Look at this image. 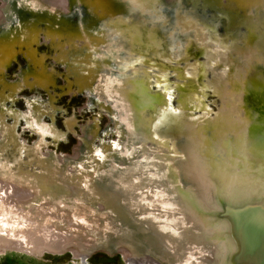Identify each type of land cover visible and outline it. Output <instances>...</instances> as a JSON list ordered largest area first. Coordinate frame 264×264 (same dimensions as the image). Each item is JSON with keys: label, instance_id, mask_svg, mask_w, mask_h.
<instances>
[{"label": "bare ground", "instance_id": "6f19581e", "mask_svg": "<svg viewBox=\"0 0 264 264\" xmlns=\"http://www.w3.org/2000/svg\"><path fill=\"white\" fill-rule=\"evenodd\" d=\"M33 1L37 2L36 4L38 5V7L40 9H45V6H48L47 1H43V0H33ZM105 1H108V0H105ZM125 1H127V7L129 9H133V8L138 9V7H145V6L148 7V4L145 6H142L141 2L136 1V0H125ZM178 1L179 0H162V1L159 0V1H156V3L158 4L157 7H159V8H161L164 3H166V4L169 3L168 4V5H170L169 9H171V6H172L171 4H175ZM255 1H258L257 9H255L256 15H255V17H253L256 19V21L255 20L251 21L252 23H250L249 25H245V27L241 26L244 29V32L242 31L240 26H234L235 24L234 25L232 24V22H234V19L232 18V15L234 13L229 15V12L232 10H234V12H240L244 7L246 8V6H244V7L240 6L239 3L241 1L239 3L237 2V0H190V1L186 0L183 2L184 4H187L186 8L190 9L188 11H190V14L192 16L191 19L194 18V20H195L194 22H196L197 24H199L202 27V30H203L202 34H204L205 38L207 40H214L215 39L218 41L219 46L207 48L210 50H207L205 47H202L201 50H199V49L197 50V48L193 49L194 42H195V39H193V34L191 33L193 28L190 29V27L187 28V26L185 27V29L183 28L184 30H186V29L187 30L181 32V30L172 26V24L168 25L167 27H164L163 24L158 23L156 21H153V23L150 26H152L154 28L153 29L154 33L152 30H151L152 33L148 32V31H144V32L139 33L138 30H137V32H135L136 28L134 26L129 27L132 29L131 31L126 30V29L120 30L121 33H125V34L121 35V37H119L118 40L123 42L122 45H126L127 41L128 42L131 41L133 43V45L135 46L133 48V50H134L133 54L135 56H128V55H126V53H122L123 51H120L121 53L119 55H122L123 58L120 59V62L117 63L116 66L119 69H123V70L126 69L127 71H129L127 73L128 75L134 76V75H138L139 72H142V70L134 69L133 71H131L132 68H129V67L136 68V67H140V65H142V64H147L148 62L150 63V65L147 66V67H149V69L146 70L147 72L143 71V73H142L143 80L141 81V84H139V85L137 84L136 85L137 87H135L136 89L134 88L135 90L132 93L124 91V94H123L124 98L123 99L126 101H129L131 99V101H132V99L140 98V100L142 101L140 103L143 104V102L146 103L147 101H149L151 99V98L149 100L147 99L148 91H151V89H152V91L159 90L162 93L161 98H159V99L156 97L155 98L157 99L156 100L157 102L159 101V104L161 103V105H155V104H152L153 102H151V103L147 102L148 105L154 106L153 107L154 110H152L153 114H155L158 117V119H157L158 121H156L155 120L156 118H155L154 120H152L155 122H153V124L151 122V125H150V129L152 128L153 130H156V132H154V133L152 131L153 135H157V132H164L165 130H169L168 137H166V141L168 142V144H167L168 146H169V143H173V145L176 144L175 143L176 138H174V136L172 135V133H174L175 131H179L181 134L183 133L181 136H178V138L179 137L184 138V139H186V142L189 141L190 149H188L189 146L184 147L183 149L185 150V152L182 153V156L181 155L179 156V158H181L182 160H185L186 157H191V158L193 157V159H192L193 161H191L187 165L181 164V165H179V167H176V165L173 162H171V159L173 157L175 158V156H173L171 158L168 155H167V157H163L162 155H154L151 158L150 157L149 158H143L144 161H147V164H151L147 167L156 169L157 168L156 163L159 161L157 163V165H158L162 158H165V159L167 158L166 160H164V162L166 163V165L170 169L173 170V174L176 177L179 176L180 181L176 178L177 179V182H176L177 188L176 189L178 191H182L181 187H183L182 184L186 183L185 181H187L188 183L192 182V183L197 185L195 188L201 187L203 189L208 190V193L203 192L205 194H197L196 195L199 198H203V199H201L203 201L206 198L210 199V200H214V197L218 196V199L216 198V201H220V204L226 202V204L228 205L233 199L232 195H230V193L225 189L226 186H228V185H230L232 190L234 188L236 193L238 191L245 190L246 194H247L246 198H248V196L250 198L251 197H257L254 200L252 199V201L242 202V204H240L241 206H238L239 208H237V206H235L236 208H232L233 209L232 214H234V216L237 217L236 218L237 220H235V223H234V226L236 228L238 226L240 230L242 228L246 229V223H249L250 226H253V225L256 226V228H257L256 231H257V236H258V244L252 249L246 248L244 251L243 250L242 251L244 252L243 254L246 257L253 258V259H257L260 257V260H262L263 261L262 263L264 264V151H263L264 150L263 149L264 143L262 144V141H264L263 140L264 138L261 137L262 141L258 139V141H260V142H258L259 145L255 149H253L250 146V145H253V142L246 139L245 137L241 140L240 139L241 137L239 136L240 132L242 133L243 131L248 130V128L252 129L253 125L255 124L254 121L247 120L248 119L247 117H249L251 119L260 120L264 123V83H262L260 81V84H257L252 80L253 84L251 82H250L251 83L250 84L246 80V76H247L245 74L246 71L243 68L244 66H242L243 62L245 65V61H248L250 64H252L254 66H255V64H257V61H258V63H260V65H262V67H263L262 69H260L261 72H259V68H258V71H256L257 68H256V70H253L252 71L253 73L250 71L251 69L250 70L248 69V72L250 71V75L253 78H256V76H257L258 79L259 78L264 79V23H260V21H262V20H260L261 19V10H264V6H263L264 0H255ZM89 2H90V0H65V1L62 0V2L57 1L58 4L56 5L57 6L56 8L59 9V13L56 12V15L59 16L61 23L59 26L56 25V28H54L49 33L50 34L49 38H47V40H45V42L47 43V45L51 49V52L49 51V52H44V53H38L37 45L39 44V42H38L37 36H39L40 34H43L46 30L45 26H43L44 25L43 22H39L36 20L28 21L29 23H28V26L26 27V31L28 32V33L27 32L26 33L28 35L25 34V31L24 32L21 31L22 34L26 35V36L24 35L25 36L24 38L20 39V38H17L15 35L8 36L9 38L5 42V47H7L9 50H12V51L18 50L19 52L21 51V53H22V51L24 52L22 54L25 56L27 67L25 68V70H23V72L29 71L32 73L33 76H34V74L37 76L44 75V77L47 79H44V80L41 79L39 81V83L43 82L44 85L46 84V86L47 85L49 86V85L55 83L57 75L59 73L57 74L56 72L49 71L48 70L49 68L47 69V65H48L47 60L48 59L46 60V58L53 55L55 58H57L56 62H57V64H59L58 65L59 67H62L61 64L63 61L70 64L71 59H73V60L76 59L78 62L76 61L77 64H75V65H77V66L69 65L70 69L65 70L66 75L68 74V75L72 76V78L70 77V79H69L70 82L68 81V83H75L77 90H79L81 92H83L85 90V92L88 94L89 90H91L89 87H91V86H89V84H87V82L89 83V82H92L94 80L93 76H95V74H97L98 71L100 70V67L102 66L101 62L103 61V62H106L109 64L112 62V56H113V54H108L106 56V60H105V58H103L101 60L98 58L97 61H95L96 64H93L94 62L90 58H93L95 60L96 57H95V55L94 56L92 55L93 57L92 56L90 57V55H91L90 52L93 51V50H91V48H90V50H91L90 51L87 49H83L84 47H80V45H76V44L73 45V43L71 44V47H70V42L73 41V40H71L72 39L71 37H74V36L75 37L76 36L81 37L82 36L83 37L82 43H84L86 45L87 43H89L92 40L97 38V37H95L94 34L99 35V36L101 35L102 37H104L106 35L107 31L109 30L110 25L104 24V19L101 21L103 15L102 16L99 15L100 12H98V10H97L98 7L96 8V4L91 5ZM151 2H153V0ZM210 2H211V4H210ZM2 4L4 6L6 3L2 2ZM51 4H54V2ZM178 5H179V3H178ZM180 5H181V7H183L181 3H180ZM3 6H2V8L6 7V6H4V7ZM99 6H101L99 8H101L103 10L104 6L103 5H99ZM124 6L122 8L126 7V6L125 7ZM151 7L152 8H149V9L153 13H155V12L158 13L160 10V9H157L156 4L154 6H151ZM12 8L16 9L17 13H20V14L27 13V12H29L31 15L37 14V13H31L29 11V9L26 8L21 3L13 5ZM116 9H117V7H116ZM129 9H128V11L124 9L122 12L127 11L130 13L131 11ZM228 9H229V12H228ZM145 11H146V8H145ZM186 11L187 10H185V13H186ZM134 12L137 13V12H139V10L134 11ZM141 12H143V11H141ZM179 12H181V11H179ZM49 13H50V11L48 12V15H49ZM103 13H104V15L106 14L105 12H103ZM129 13H127V15ZM144 13L146 14V12H144ZM53 14H55V13H53ZM108 14H110V13H108ZM108 14L105 16H108ZM139 14H140V12L138 13V15ZM241 14L243 15V13H241ZM245 14H247V13H245ZM132 15L133 14H129V17H127V19L134 17ZM134 15H136V14H134ZM237 15H238V17L241 16V17H239V19L240 18L242 19L245 17L244 15L242 16L238 13L234 14V16H237ZM9 17H10V15H9ZM53 17H55V16L52 15L51 18H53ZM96 17H97V19H96ZM227 17H228V19H227ZM229 18L231 19V21L233 20L232 22L230 21L231 23L229 22V20H230ZM56 19H57V17H56ZM111 19L114 20L113 22H115V18H111ZM165 19L167 20V18H165ZM184 19H186V18H184ZM239 19H238V21H239ZM263 19H264V17H263ZM117 20H121V18H119ZM179 20L181 21L180 18H179ZM150 21L152 22V20H150ZM174 21H176V20H174ZM174 21H172V22H174ZM180 21H178V22H180ZM178 22H177V24H178ZM236 22H237V20H236ZM184 25H186V24H184ZM143 26H145V24H143ZM146 26H148V24ZM8 28H10V27H8ZM124 30H126V32ZM87 31L88 32L90 31V32L87 33ZM14 32L17 33L16 30ZM161 33H162V36L164 38L165 37L167 38L164 40L162 37V39L164 40V43L162 46V49L164 50V55H163L164 57L162 55H160L161 49L156 51L154 48L155 46L153 48H147L146 46H142L143 44L142 45L138 44L142 40H146V42H147V39L151 40V38H153L154 36H155L156 40H158L157 37L161 36ZM224 33L229 34L227 39H224L225 38ZM151 35H153V37H151ZM6 36H5V38H6ZM187 40H188L189 44L186 42ZM244 42L247 43L248 46H252V47L258 46L259 47V48H257L258 51L255 50L256 52H258L257 57L255 56L256 54L253 55L251 52V54L253 56H255L256 59L252 58L251 57L252 55L247 56L246 54H244V46H243L245 44ZM64 43H69V47L67 46V44H64ZM92 43H94V42H92ZM184 43H185V46H183ZM145 45H147V44H145ZM150 45H151V43H150ZM98 46H100V44H98ZM188 47L191 50L190 53H188V51H187ZM1 49H3L2 46H1ZM96 49H98V47H96ZM118 49H119V47H118ZM252 50L253 49H251V51ZM246 51H248V49H246ZM168 53H170V55ZM238 53H240L239 56L237 55ZM67 54L70 56H68ZM147 54H150L149 56H151L150 58L148 57L150 61H148L146 58ZM231 54H233L237 58V60L233 63L232 62L230 63L228 60V58H229L228 55H231ZM66 55L68 56V58ZM156 58H160L162 60V65L160 68L162 70V72L158 74L159 75L158 77L155 76V74H154L155 71L159 69L156 65V62H154L156 60ZM98 63L101 64V66L98 65ZM97 65L100 67L97 68L96 67ZM113 66H115V64ZM246 66H248V64H246ZM127 68H129V69H127ZM109 70H112L111 65H110ZM199 71L203 72L202 77L200 78V80H202V81L200 82L199 85H197V87H194V88H192V85H190V84H188V86H187L186 83L184 84V82H181L180 79H182L183 77L177 75V74H180V72H183L185 74H189L190 77L192 78V77L196 76V74L199 73ZM104 72H106V71H104ZM104 72L102 71V73H104ZM1 74H2V72H1ZM99 76H100V73H99ZM102 76H104V74ZM111 77H113V76L111 75ZM114 78H116V77H114ZM24 80H26V79H24ZM6 81H8V80H6ZM246 81L248 82L247 84H250L254 88V91L258 94V96H254V95L252 97L249 96L248 99L246 101H244L243 98L246 95ZM118 84H116V86ZM24 85H25V83L23 81H19L16 84V87L22 91V90H24ZM110 89H111V87H110ZM255 89H257V90H255ZM9 90H10V88H9ZM227 90H229L231 97H232L230 102L226 101L224 99V95L227 94ZM2 92H0V93H2ZM152 93H154V92H152ZM208 94L214 95V98L216 99L217 108H215L213 112H211L210 106L207 102ZM12 95H13V93H12ZM132 95H136V96L133 97ZM8 96L9 95H7L5 97H8ZM18 97L19 96L17 95L16 98H14L12 100V102L15 103L16 99ZM155 98L152 97V99H153L152 101H154ZM7 99L9 100V98H7ZM95 101L96 100L94 98L91 100V98L89 97L88 105H94ZM26 102H27V108H28L27 114L30 113L33 116L35 114V118H36L35 120H37L39 118L42 119L46 115L49 116L51 110L45 109V112H44L43 111L44 109H42V107L37 105L36 102L29 101V100H27ZM4 103L5 102H3V104ZM8 103H10V102H8ZM110 103H112V102H110ZM135 106H137V105H135ZM140 107H141V110H143L142 106H140ZM140 107H139V109L137 108L138 111L140 110ZM143 107H145V106L143 105ZM110 108H111V106H110ZM131 110H132V108H131ZM139 112L137 113L136 116H134L135 117L134 122H136V124L134 123L135 127L134 128L132 127V129H133L132 131L128 130L129 132H131V134L135 133L136 130L139 129V125H140L139 116L142 115V114L140 115ZM113 113L116 114V112H113ZM10 115L13 116L14 114L13 115L10 114ZM147 115L149 117L148 113H147ZM6 117H7V114H6ZM50 117H52V120H55V117H53V116H50ZM142 117L143 116H141L140 118H142ZM148 117H145V118H148ZM14 119L16 121H18V118H16L15 116H14ZM29 119H28V121H31V118H29ZM33 119H34V117H33ZM150 119H151V116H150ZM108 120L114 121V118L112 116H109ZM115 121H114L113 125L110 124L109 127L104 128V130H103L104 135L99 134L98 129L96 130V132H94V134L92 135L91 138H87L89 136L85 135V136H87L86 138L88 139V140H86V144L89 146L86 149L87 151L85 152V154L83 156H81V158L79 160H76L73 157L76 162H72V163H78L79 164L78 168L75 170H77L79 173H81L83 175H86V176H84L85 179L83 178L85 185L89 184V186H90L92 183L93 184L95 183L94 186H96L97 184H100V186L102 185L104 187V183L108 182V179H104V177H103V179H101V178L98 179V177L100 175L99 173L101 172L100 168H103V165L105 162L104 161V158H105L104 156L106 155L105 154V145H111L110 146L111 149L116 150L115 148L120 147V145H121L120 141L122 143L121 139H124L126 142H130V143L131 142L136 143V141H137L136 136L139 133H137L136 135H134V134L131 135L129 133L128 138H127L126 135L124 136L123 132H122L125 130L121 129L122 126L120 127L119 125L115 124ZM143 124H145V123H143ZM36 125H38L37 122H36ZM67 125H69V124H67ZM142 126L145 127V125H142ZM88 127H90V126H88ZM146 129H148V128H146ZM43 133H45V132H43ZM143 133H145V132H143ZM53 134L57 135V133H53ZM124 134H125V132H124ZM126 134H127V132H126ZM151 134H150V136H152ZM199 134L202 138L198 137ZM58 135H60V134H58ZM95 136H98V138H99L97 142H94ZM146 136L147 135L145 134V136H143V139L144 138L147 140L150 139L151 144H153L152 146L150 144H147V146L148 147L151 146L152 148L156 147V144H154V141L151 138H147ZM263 136H264V134H263ZM160 141L161 140L159 139V142ZM242 141L245 142V145L243 144ZM156 142H158V141H156ZM163 142L162 141L160 142V144H162V147L166 146L165 144H163ZM241 142H242L243 146H241L242 145V144H240ZM12 143L13 142H9V143H7V145H5V148L9 149L10 152L12 150L11 147L14 146ZM143 143H144V141H143ZM145 143H147V142H145ZM256 144H257V142H256ZM136 145H137V143H136ZM171 146H172V144H171ZM156 148H158V147H156ZM156 148H154L155 151H156ZM175 148L178 149V146H176ZM111 149H110V151H111ZM144 149H141V151H143ZM191 149H193V150H191ZM78 150H79V148H78ZM173 150H174V148H173ZM252 150L254 152L253 154L251 153ZM145 151H147V149ZM10 152H8V153L3 152L4 156H6L5 157L6 160H10V155L12 154ZM102 152L105 155H103ZM193 152L198 155V156H196V158H194ZM152 153H156V152H152ZM162 153H160V154H162ZM90 154H93V157H98V158L92 159V161H91V155ZM96 154H99V156L98 155L96 156ZM176 154H178V153H176ZM179 154H181V153H179ZM42 156H44V155L42 154ZM50 156H54V155L49 154L45 157H50ZM157 156H159V158L156 159ZM164 156H166V155H164ZM21 157H22V159L18 162L12 161V163L11 162L8 163L6 161L8 164L5 167L0 169V182H1L0 186L3 189L5 187L4 184L2 186L1 180L7 179V177L4 179V176L7 174L6 170H8L10 172L13 171V172H11L12 174L13 173L16 174V172L22 174L25 171L30 172L32 170L33 172H35V175L34 176L32 175L33 177H31V176L29 177L27 175L26 177L24 176V179H23L20 176V174L19 175L17 174L18 176L14 175L13 178L17 177L19 180L22 178L23 181L25 179L32 178L28 181L27 180H25V181H27V182L30 181V183H32L31 185H34V186L36 185V187H37L36 189L39 188L41 193H45V191L48 190L50 187H51V190L53 188V193H54V190L57 193L58 190H56L57 188L54 189V186H57L59 184L56 183L57 185H53L52 183H54L55 181L53 182V180H52V183H51V180L48 179V176L46 174V173H48V172H46L47 170L46 171L43 170V168L45 169V167H48V166L39 164V162L35 163V162L31 161L32 159L28 160V154L25 156H21ZM106 157H108V156H106ZM207 157L209 158L208 160H207ZM71 159L72 158H69L68 161H72ZM115 159H116V161L120 162V160H122V161L124 160V157L117 156ZM158 159H160V160H158ZM59 160H60V158H59ZM22 162H29L30 167L29 168L24 167ZM48 163H49V161H48ZM56 163H57V161H56ZM57 164H59V163H57ZM84 164H86V165H84ZM117 164H118V162H117ZM119 164H121V162ZM130 165L132 167L135 164L129 163V164L125 165V167H123V170L124 169L127 170L128 169L127 166L130 169ZM161 165H162V163H161ZM136 166H137V168H136L137 170H134L135 172L132 171L135 173V175L139 172H140V174L141 173L148 174L151 170V169H143V168L141 169V167H138V165H136ZM160 168L162 169L163 167H160ZM53 169L58 171V169H56V167L54 168V166H53ZM161 169H159V171ZM185 169H187L186 172H184ZM201 169L208 171V173L211 176L214 175L213 178L215 179L214 181L216 182V187H219L218 185H221L219 187L221 189L220 191H216L215 187H213L211 184L205 185L204 174H201V173L199 174V171H201ZM70 170H71V172H73L72 170H74V168L73 169L70 168ZM193 171H195V172H193ZM10 172H8V173L10 174ZM120 172L121 171H119V170L113 171V173L110 174V176H109L112 179L111 182L113 183L112 184L113 188L116 190L117 193H114V194H111V192H109L110 194L101 193L102 191H100V190L102 189L101 188L102 186L101 187L100 186L99 187L92 186L93 188L90 187L88 189L89 186L87 185L88 187H86V188L89 190L88 195L90 194V195H92V197L96 198L98 201L104 202L103 204H104L105 209H107L109 211L110 210L115 211L118 214V216H116L117 218L115 220L117 221V223H119L118 225H121L122 227L125 225L124 227L127 229V232H125V233H130V232H132L133 234L136 233V235H135L136 237H132V239L136 240L135 242L138 241L137 246H129L130 250H125L128 253L127 256L129 258L141 259L142 257H138V256L141 253L147 252V253H151L152 256H154V257H160V258L163 257V259H161L163 261V264H183L184 263V262H182L183 259L186 261H187V259H192L194 261V264H225V262L223 260H220V261L217 260L216 261L213 259L214 256L218 257L217 254L220 253V249L222 247L220 244L221 243L220 238L222 235V233H221L222 231H219L218 233L215 231V229L217 227L216 223L223 222L224 218L221 219V221H219V219L212 220V222L210 223V226L207 228V230L206 229L203 230V226H204L206 220L202 219V216H201L202 213H200L199 208L197 209L198 203L196 201H193V200L191 201V197L188 193H185V194H187V196L189 195L190 202L188 199L186 201H184L186 204L185 206H188V207L192 208L193 210L195 208L196 209V210H194L195 216L191 215L190 213L185 214L183 209L186 207H184V206L180 207V208L178 207L176 209H168L170 207L166 206V201L169 200V198H171L172 200H175L178 197L181 198V197H183V195H182L183 193L179 192V194H176V196H175V192L166 190V186H164L163 185L164 183L161 182L160 180L156 183V185L154 184V186H151V187H150V184L149 185L147 184L149 181H145V182L139 184L140 185L139 190L141 192H139L138 194L130 195V196L125 195L124 193H122V191L120 189L117 188V184L114 181V177H117V175H119ZM68 173H70L69 170L67 171V174ZM23 174H22V176H23ZM26 174H28V173H25V175ZM32 174H34V173H32ZM53 174H54V172H53ZM67 174H65V175H67ZM73 175L69 174L68 176L69 177L72 176L70 179L77 178V176L79 177V175H77V174L74 175V176L77 175L76 177H73ZM7 176L9 177L11 175H7ZM59 177H63V176L61 175ZM131 177H133V176H131ZM13 178H11V179L14 180ZM125 178L128 179L127 177H125ZM18 179L16 181H18ZM244 179L251 181L252 184H253V182L259 183V187L257 186L256 188L251 189L252 188L251 184L249 186H245V187H241L240 185H238V182H240L238 180H244ZM60 180H64V179L62 178ZM74 180H75L74 183L75 184L78 183L79 186L81 185V183H83L79 179L78 180L74 179ZM19 182L21 183L22 181L20 180ZM24 182H22L23 185L25 183H27V182H25V183ZM64 182H65V180H64ZM16 183L17 182L14 181V183H12L13 185L8 184V185H10V186H8V188L5 187L4 190L3 189L1 190L2 192H5V195H2V196L0 195V210L3 209V211H4V208L8 207V204L12 205L14 203L12 201L13 199H15V200L19 199L21 201V199H24V198L30 199L32 196L34 197L33 193L35 191H33V190L35 188H33L31 186L33 189L30 187V191L27 190L28 192H26V191L22 190L21 188H18L17 186L15 187L14 184H16ZM84 183L82 184V186L84 185ZM64 184L66 185V183H64ZM157 184H161L163 186L160 187ZM27 185H28V183L26 184V186ZM26 186L24 185L23 187L25 188ZM64 187H66V186H64ZM60 188L62 190L61 186H60ZM70 188H71V186H70ZM72 188L74 189L73 186H72ZM1 191H0V193H1ZM40 191L38 193H40ZM69 191H70V189H69ZM87 191H86V193H87ZM104 192H108V191H105V189H104ZM38 193L37 194L35 193V194L38 196L41 195ZM76 193H79V192L76 191ZM49 194H51V192ZM66 194H68L69 198L72 197V195H74V193L72 195L69 194L68 191ZM79 194H81L80 197L83 196L82 195L83 192H81ZM142 194L146 195L148 200H150V201H147L146 205H143V204L138 205L139 202H141L143 200L142 199L143 197H140V195H142ZM75 195H77V194H75ZM233 195H235V194H233ZM47 196H49V195L47 194ZM120 196L122 197V200L120 199ZM40 197H42V196H40ZM153 197H155L156 200L152 199ZM45 198H47V197H45ZM54 198H55V196H54ZM180 198L178 200H180ZM186 198H188V197H186ZM35 199H34V201H37ZM88 199L86 198L85 200H87L86 202L90 203V201L92 199L91 200L89 199L90 201ZM123 199L128 200V202L124 203ZM6 200L8 201V204L5 202ZM9 200L12 202H9ZM19 200H18L17 204L19 203ZM30 200L32 201V199H30ZM30 200H26V201L30 202ZM181 200H182V198H181ZM22 201L25 202L24 200H22ZM130 201H132V202H130ZM92 203H90V205ZM128 203L130 205H132V203H133V205L130 206ZM11 205H9V206H11ZM13 205H16V204L14 203ZM19 205H21V204L19 203ZM27 205H29V204H27ZM216 205L218 206L219 203L216 202ZM81 206H83V205H81ZM97 206L100 207V206H102V204L100 206L99 205H97ZM13 207H14V209H17V207H19V206H16V208H15V206H12L10 208L13 209ZM24 207H26V206H24ZM144 207H146V208L147 207L158 208L159 213L158 212L153 213V215H151V218H148V217H146L147 215H145L146 213H143ZM188 207H187V210L188 209L190 210V208H188ZM104 208H101V209H104ZM22 209H23V211H25L24 208H22ZM92 209H94V206L92 207ZM229 209L230 208H227L226 211H229ZM19 210H21V209L18 208V211ZM18 211H17V213H18ZM21 211H19V212H21ZM163 212H168L170 214L164 215ZM31 213H33V212H31ZM96 213H98V212H96ZM100 214H102V213H100ZM100 214H98V215H100ZM135 214H137L136 219H134V217L136 216ZM1 215L5 216L4 218H7V221L10 222V223L6 222V223H8V224L12 223V224L10 227L9 226L4 227L3 225H5V224L1 225L2 221L0 219V250H2V248L4 246H6L7 244H9L11 241H16V243H18L19 239L15 240L18 237H21L22 239H20V240H23V241H21L22 243H18L19 245L17 244V246H25L26 245L25 247H30L29 249H31L32 251H38V250H41V249L46 248V247L50 248V249H63L65 247H68L70 244H73L74 242L83 244L85 242L84 241L85 237H87V233H86L85 229L83 227H81V228L78 227L77 230H74V232L71 233V236L68 239H66V238H65L66 240L61 239V238H63V237H60L62 234L59 235V233L58 234L57 233H54V234L51 233V231H52L51 229L53 226L48 228L39 222V215H40L39 212H36V214L34 213L30 218H28L26 220L24 218H21L19 216L20 214H18V215L16 214L15 216L7 215V213L1 214ZM1 215H0V217L2 218ZM189 215H191L197 219L200 218L199 221H197V219H195L197 221V223L194 220V223H195L194 227L196 229L199 228L200 229L199 231L196 229L190 228V226H188L190 229L187 228L184 221H181L184 218L187 219V217ZM108 216H111V213ZM114 216L115 215H113V217ZM175 216L178 217L177 220H175L176 219ZM113 217H112V219H113ZM209 217L210 216H207L206 218H209ZM225 218H227V214H225ZM13 219H15V220H13ZM106 219L107 218H105V220ZM108 219H110V218H108ZM132 219L135 220V223L132 222L133 224L130 221ZM109 221H111V219ZM172 221H174V223H172ZM18 222L22 223L23 226L20 225ZM4 223H5V221H4ZM16 223H18L19 226H16L15 225ZM25 223H26V225H25ZM113 223L109 222V224H113ZM162 224L164 226H166V228L161 229L162 226H160V225H162ZM189 224H191V223H189ZM138 226L139 227L140 226L147 227V229H149V230H145V232L140 233V236H139V229L136 230V228H138ZM107 228H109V227H107ZM113 228L116 229V227L114 225H113ZM114 229H113V231H114ZM182 229H184V230H182ZM225 229L227 231L232 230V229H230V227L229 228L226 227ZM201 230H203V231H201ZM212 231H215L214 235H212L213 234V233H211ZM7 233H10V234L8 236L2 235V234H7ZM137 233H138V235H137ZM55 234H57L58 236ZM64 234L62 236H65ZM212 236H215V237H212ZM66 237H68V236H66ZM104 237H109V235L104 234ZM110 237H113V236H110ZM210 238H213V239H210ZM173 239H177V241H178V243L176 245V252L178 253L177 256L173 254V250L171 249V246L169 245V242L171 243V240H173ZM202 243L204 244V246L200 247V244H202ZM208 243H209V246H205ZM10 245L13 246V244H10ZM179 248H181L182 251L181 250L179 251L178 250ZM110 252L112 254H115V252H112V251H110ZM189 252H191V255L188 254ZM257 255H259V257ZM124 256H126V255H124ZM199 257H200V259H198ZM244 263L245 262L241 263L239 261V264H244Z\"/></svg>", "mask_w": 264, "mask_h": 264}, {"label": "rangeland", "instance_id": "374dc122", "mask_svg": "<svg viewBox=\"0 0 264 264\" xmlns=\"http://www.w3.org/2000/svg\"><path fill=\"white\" fill-rule=\"evenodd\" d=\"M43 1H47V4H48V6H45V9H40L38 7V5L36 4L37 2H35L33 0H0V16H1L0 17V39H1L0 40V52H1L0 53V56H1L0 57V75H1L0 76V92L3 91L2 93H0V102H1L0 103V157H1L0 158V169L5 167L10 162L12 163V161H14V162L20 161L22 159L21 156H25L28 154V160L32 159L31 161H33L35 163L39 162V164L46 165L49 167V168L45 167V169L43 168V170H45V171L47 170L46 172H48V173H46L45 171L44 172L47 174L48 179L51 180V183H52V180H53V182L55 181L54 182L55 184L52 183L53 185L59 184L57 186H54V189L57 188L56 190H58L57 191L58 194L56 193L55 190L53 193V188L51 190V187L48 190H46L45 193H41L39 188L36 189L37 188L36 185L35 186L31 185L32 183H30V181L27 182L28 180H30L32 178L25 179L27 181L24 180L29 185V186L28 185L26 186L27 183H25L23 181L24 176L26 177L28 175L29 177L30 176L33 177L35 175V172H33L32 170H31L32 172L31 171L30 172L29 171L23 172L24 173V174L22 173L23 176L21 173L16 172V174H14V173L12 174L11 172H13V171L10 172V171L6 170L7 174L4 176V179L6 177H7V179H5L6 181L1 180L2 186L4 184L5 187L8 188V186L13 185L12 183H14V181H15L17 183L14 184V186L15 187L17 186L18 188H21L22 190H24L26 192L30 191V187L32 186L33 188L36 189V190L35 189L33 190L35 192L33 193L34 197L33 196L32 197L34 199L36 198L35 200H37V201H34V199L32 197L30 198V199H32V201L29 198L21 199V201L19 199H16L17 201L15 199H13V200L11 199L16 204V205H13L14 204L13 203L11 205V204H8V201L6 200L5 202L8 204V207L4 208V211H3V209L0 210V215L7 213V215L15 216L16 214L17 215L20 214L19 216L26 220V219L30 218L34 213L36 214V212H39L40 213L39 222L48 228L53 226L51 229L52 230L51 233H53V234L59 233V235L60 234L63 235L65 233L64 234L65 236H62V235L60 236V237H63L61 239H65V238L68 239L71 236V233H73L74 230H77L78 227H80V228L83 227L85 229V231L87 233V237H85V240H84L85 242L83 244L74 242L73 244H70L68 247H65L63 249H50V248L46 247V248H43V249L38 250V251H32L31 249H29L30 247H25L26 246L25 244H24L25 246H17L18 243H22L21 241H23V240H20V239H22L21 237H18L17 239H15V240L19 239L18 240L19 242L17 241L18 243H16V241H11L9 244H7L6 246L3 247L4 249L2 248V250H0V264H136V263L138 264L139 263L138 261L135 262L133 260H130L131 258H129L127 256L128 253L125 251V250H130L129 246H137L138 241L135 242L136 240H133L131 237H129V236L127 237L126 235H124L125 232H127V229L124 227L125 225L123 226L124 228L121 225H118L119 223H117V221L115 220L117 218L116 216H118V214L115 211H111V210L109 211V210L105 209L103 201L100 202L96 198L92 197V195H90V194L88 195V193H89L88 189L90 187L93 188L92 186H94L95 183L94 184L92 183L93 185L90 183L91 184L90 186H89V184L85 185L83 178L85 179L84 176H86V175H83V174L79 173L77 170H75L78 168L79 164L78 163H72V162H76L75 159L79 160L81 158V156H83L85 154V152L87 151L86 149L89 147L86 144V140H88L87 138H91L97 129L99 131V134L104 135V132H103L104 128L109 127L110 124L113 125L114 121L116 120L115 124L119 125L120 127L122 126L121 129L125 130V126L126 127L128 126V125H126V122H128V119H127L128 118L127 115H129L128 112L133 107H136V109L137 108L139 109V107L142 106L143 110H141V107L139 110L140 115L142 114L141 116H143L142 118H140L141 116H139V119H140L139 123L141 126L139 125V129L136 130L135 133L131 134V132L126 131L127 134L125 133V135L128 138L129 133L131 135H133V134L136 135L137 133H139L136 136L137 137V139H136L137 145L135 142L130 143V142H126L124 139H121L122 143L124 142V147H125L124 152L125 153L124 152L117 153V152H121L123 150V145L121 144V141H120V144L122 145V150H120V147H117V148H115L116 150H114V149H111V147H110L111 145H105L106 143L104 144L106 155L103 152L102 153H103V155H105L104 156L105 158L103 157L104 161L106 162V163L104 162V165H103V168L105 169V171L102 170L103 168H100L101 172L99 173L100 175H99L98 179L99 178L103 179V177H104V179H108V182L104 183V187L102 185H101L102 186L101 187L100 184H97L96 186H94V187L100 186L102 188V189L100 188L101 189L100 191H102L101 193H108V194H110L109 192H111V194L117 193L116 190L113 188V185H112L113 183L111 182L112 179L109 176H110V174L113 173V171H116V170L123 171V167H125V165H127L129 163L138 165V167H141V169L143 168V169H151L152 170L153 168L147 167L151 164H147L146 161H143V162L141 161L143 158H149V157L151 158L154 155H162L163 157H167V155H168L171 158L173 156H175V158L173 157L171 159V162H173L176 165V167H179V165H181V164L187 165L188 163L193 161L192 160L193 157L192 158L186 157L185 160H182L181 158H179V156L180 155L182 156V153L185 152V150L183 149L184 147L189 146L188 149H190L189 141L186 142V139L177 137L176 140L178 139V141H177V144H174L175 146L173 145V143H169V146L172 148L171 149L167 145L168 142L166 141V137L165 138H158V137H156L158 135H153V133L156 132V130H153L152 128L150 129V125H151V122H152V124H153V122H155V121H152L155 118H156L155 120L158 121L157 120L158 117L155 114H153L152 110H154V108H153L154 106L148 105L147 102H149V101H147L146 103L143 102V104H141L140 102H142V101L140 100V98L132 99V101H131V99L129 101H126L124 99L122 100L121 103H125V105H122L121 103L119 104V105H122L124 107V109L121 111V115L119 114L120 115L119 117L121 118L122 121L121 122L118 121L119 117H116L117 115L115 113H113V112H116V110L112 106L113 102L110 103L111 99L109 100L107 97H105L100 92V90H94V89L92 90L91 89L92 87H89L91 90H89V92L87 94L85 92V90L83 92L77 90L75 83H68L70 77L72 78V76L68 75V74L66 75L65 70L70 69L69 65L77 66V65H75L78 62L76 59H74V60L71 59L70 64L63 61L61 64V66L64 68L63 69L62 67L58 66L59 64H57V62H56L57 58H55L53 55L46 58V60L48 59L47 60V63H48L47 69L49 68L48 69L49 71L56 72L57 74L59 73L57 75L55 83L51 84L49 86L48 85L46 86V84L44 85L43 82L39 83V81L41 79H43V80L47 79L44 77V75L37 76L34 74V76H33L32 73L29 71L23 72V70H25V68L27 67L25 56L22 54L24 52L22 51V53H21V51L19 52L18 50H14V51L9 50L7 47H5V42L9 38L8 36H10V35H15L17 38H20V39L24 38L26 36L25 34L28 33L26 31V27L28 26V23H29L28 21L36 20L39 22H43V24H44L43 26H45V28H46V30L43 34H40L39 36H37L38 37L37 39L39 42V44L37 45L38 53H44V52H49V51L51 52V49L49 48V46L47 45L45 40H47V38H49V36H50L49 33L54 28H56V25L59 26L61 23L59 16L56 15V12L59 13V9L56 8L57 7L56 5L58 4L57 1L62 2V0H50L51 2L49 0H43ZM136 1L141 2L142 6H145L148 4V7L147 6L138 7V9L133 8L134 9L133 10V9H129L127 7V1H125V0H108V1L90 0L89 3L91 5L96 4V8L98 7L97 10H98V12H100L99 15H101V16L103 15L101 21L104 19V24L110 25L109 30L107 31V33L104 37H102L101 35L99 36V35L94 34L95 37H97V38L92 40L91 42L87 43L86 45L84 43H82L83 42L82 36L81 37L80 36H76V37L74 36V37H71L72 39L70 38L71 40L74 41V42L73 41L70 42V47H71V44L73 43V45L76 44V45H80V47H84L83 49L90 50V48H91V50H93V51L95 50L94 52L90 50L91 51L90 57L92 55L93 56L95 55V57H96V58L94 57L95 60L93 58L89 57L94 62L93 64H96L95 61H97L98 58L100 60L105 58V60H106V56L108 54H113V56H112V62L113 63L111 62L112 64L111 63L108 64L106 62L100 61L102 63V66H101V64L98 63V65H100L102 68L98 65L96 66L97 68L100 67V70L98 71L97 74H95V76H93L94 80L91 83L94 86H96L95 84H97L99 77H100L99 79L102 78V80L108 79V86L111 87L110 91L108 90V92H110L112 95L115 94L114 96H116V94L120 93V92L122 93V94L120 93V95L123 96L124 91H127L129 93L134 92V90L136 89L135 87H137L136 85L141 84V81L143 80V75H142L143 71L147 72L146 70L149 69V67H147V66L150 65V63L148 62L147 64L140 65V67H136V68L129 67V68H132L131 71H133L134 69L142 70V72H139L138 75H134V76L128 75L127 73L129 71H127L126 69H124V70L119 69L116 66V64L120 62V59L123 58L122 55H119L121 53L120 51H123L122 53H126V55H128V56H135L133 54V52H134L133 48L135 46L133 45V43L131 41L130 42L127 41L126 45H122L123 42L118 40L119 37H121V35L125 34V33H121L120 30L126 29V30L131 31L132 29L129 27L134 26L136 28L135 32H137V30L139 31V33L144 32V31L151 32V30H152L154 33V30H153L154 28L152 26H150L153 23V21H156L158 23L163 24L164 27H167L168 25L172 24V26L181 30V32L186 31L187 29L186 30H184V29L187 26V28H189V27H190V29L193 28L192 32H191L193 34V39H195L193 49L197 48V50L198 49L201 50L202 47H205L207 49V48L219 46L218 45L219 43L217 40H215V39L214 40H207L205 38L204 34H202L203 33L202 27L199 24H197L196 22H194L195 21L194 18H192L193 20L191 19L192 16L190 14V11H188L190 9L186 8L187 4L183 3L186 0H181V1L179 0L175 4H171L172 10L169 9V7H170V5H168L169 3L168 4L164 3L163 4L164 6L163 5H162V7L160 6L161 8L157 7L158 4L156 3V1H159V0H155V1L153 0V2H151L152 0H136ZM2 2L6 3L4 5L6 7L3 6ZM53 2H54V4H51ZM237 2L238 3L240 2L239 3L240 6H243V7L246 6V8L244 7L243 8L244 10L242 9L240 12H234V10L229 12V9H230L229 8L228 9L229 15L232 13H234V14L238 13V14L242 15L241 13H243V15L245 17L242 19L241 18L239 19V17H241V16L238 17V15L234 16V14H233L232 18L234 19L235 23L232 22L233 20L231 21L230 18H229L230 19L229 22L231 21L233 25L235 24L234 26H240V28L244 32V29L242 28L243 26L245 27V25H249L250 23H252L251 21H253V20L256 21V19L253 17H255V15H256L255 9H257L258 1H255V0L254 1L253 0H251V1L250 0H237ZM18 3L23 4L26 8L29 9V11L31 13H37V14L31 15L29 12L23 13V14L17 13L16 9L12 8V6L16 5ZM178 3H179V5H178ZM180 3L182 4L183 7H181ZM155 4H156L157 9H160L158 13H156V12L153 13L149 9V8H152L151 6H154ZM210 4H211V2H210ZM1 5L4 8H2ZM99 5L104 6L103 10L101 8H99V7H101ZM124 5L131 11L130 13L127 12L128 9ZM123 6L125 8H122ZM263 6H264V4H263ZM116 7H117V9H116ZM145 8H146V11H145ZM124 9L127 11L122 12ZM137 10H139L141 15L140 14L138 15L139 12H137V13L134 12ZM185 10H187L186 13H185ZM49 11H50V13L48 15ZM141 11H143V12H141ZM179 11H181V12H179ZM103 12L106 13L105 15H107L108 13H110V14H108V16H105ZM144 12H146V14ZM53 13H55V14H53ZM127 13L133 14L132 16H134V17L131 16L132 18L127 19V17H129V14L127 15ZM245 13H247V14H245ZM134 14H136V15H134ZM9 15H10V17H9ZM52 15L55 17L51 18ZM155 16L156 17L158 16V17L156 18ZM56 17H57V19H56ZM97 17H96V19H97ZM178 17L181 19V21L179 20ZM183 17L186 19H184ZM263 17H264V10H261V19L260 20H262V21H260V23H264ZM111 18H115V22H113L114 20H112ZM119 18H121V20H117ZM165 18H167V20ZM227 19H228V17H227ZM238 19H239V21H238ZM150 20H152V22ZM174 20H176V21H174ZM236 20H237V22H236ZM172 21H174V22H172ZM178 21H180V22H178ZM177 22H178V24H177ZM143 24H145V26H143ZM147 24H148V26H146ZM184 24H186V25H184ZM191 25L192 26L194 25V26L192 27ZM8 27H10V28H8ZM15 30L17 33L14 32ZM126 30H124V31L126 32ZM21 31L22 32L25 31V34H22ZM197 31H198V33H197ZM89 32L87 31V33H89ZM196 35H197V37H196ZM5 36H6V38H5ZM228 36H229L228 33H224V37H225L224 39H227ZM151 37H153V35H151ZM162 37L163 36L161 33V36L157 37L158 40H156V38L154 36L153 38H151V40L147 39V42H146V40H142L143 42L141 41L138 44L139 45L143 44L142 46H146L147 48H153L155 46L154 48L156 51L161 49L160 55L163 56L164 50L162 49V46H163L164 40L167 38L163 37V39H164L163 40ZM92 42H94V43H92ZM186 42L189 44L188 40ZM150 43H151V45H150ZM64 44H67V46L69 47V43H64ZM98 44H100V46H98ZM145 44H147V45H145ZM1 46L3 47V49H1ZM183 46H185V43ZM243 46H244V54H246L247 56L248 55L250 56L252 54L253 55L256 54L255 56L257 57L258 52H256V51H258L257 50V48H259L258 46L257 47L248 46L247 43H245ZM96 47H98V49H96ZM118 47H119V49H118ZM246 49H248V51H246ZM251 49H253V50L251 51ZM207 50H210V49H207ZM251 52H252V54H251ZM168 54L170 55V53H168ZM149 55L150 54L146 55L147 56L146 58L148 61H150L149 58L151 57ZM237 55L239 56L240 53H238ZM253 55L251 57L256 59V57ZM68 56H70V55H68ZM68 56H67V58H68ZM228 57H229L228 60L230 63L231 62L233 63L237 60V58L233 54L228 55ZM156 60L154 62H156V65L159 69L156 70L154 74H155V76L158 77L159 76L158 74L162 72V70L160 69L161 65H162V60L160 58H156ZM114 64H115V66H113ZM246 64H248V66H246ZM110 65H111L112 70L114 69L113 71L109 70ZM251 65L252 64H250L248 61H245V65H244V62L242 63V66H244L243 68L245 69V71L248 69L249 70L253 69L255 67V70L257 68V71H258V68H259V72H261L260 69L263 68L262 65H260V63H258V61H257V64H255V66L254 65L251 66ZM129 68H127V69H129ZM102 71L103 72L106 71V72L102 73ZM250 71L252 72L253 70H250ZM1 72H2V74H1ZM99 73H100V76H99ZM103 74H104V76H102ZM202 74H203V72L199 71V73H197L196 76H194L192 78L190 77L189 74H185L183 72H180V74H177V75L183 77L182 79H180L181 82H184V84L186 83L187 86H188V84H190V85H192V88H194V87H197V85H199L200 82L202 81V80H200V78L202 77ZM111 75L113 77H111ZM114 77H116V78H114ZM24 79H26V80H24ZM6 80H8V81H6ZM19 81H23L25 83L24 90H22V91L16 87V84ZM116 84H118V85L116 86ZM111 85H114V86L112 87ZM8 87L10 88V90ZM112 88L114 90L115 89L116 90L114 91ZM152 92H154V93H152ZM228 92H229V90H227V94L224 95V99L226 101L230 102L232 97H231L230 92L229 93ZM12 93L15 97L12 95ZM161 94L162 93L159 90L152 91V89H151V91H148L147 99L148 100L150 98L152 99V97L153 98L156 97L159 99V98H161ZM4 95L5 96L9 95V96L5 97ZM17 95L19 97L16 99V102H15L16 104H15L12 102V100L14 98H16ZM132 96L134 97L136 95H132ZM89 97L91 98V100L93 98L96 100L94 105H88ZM7 98H9V100ZM27 100L36 102L37 105H39L40 107H42V109H44L43 110L44 112H45V109L51 110L49 116L46 115L42 119L39 118V119L35 120L36 119L35 114H34V116L31 115L29 112H28L29 114H27V111H28L27 102H26ZM3 102H5V103L3 104ZM8 102H10V103H8ZM207 102L210 106L211 112H213L214 109L217 108V103H216V99L214 98V95L208 94ZM152 104L161 105V103L159 104V101L157 102L156 100H154ZM135 105H137V106H135ZM143 105L145 107H143ZM110 106H111V108H110ZM147 113L149 114V117H148ZM6 114H7V117H6ZM10 114H12V115L14 114V115L11 116ZM14 116L16 118H18V121H16L14 119ZM50 116L55 117V120H52V117H50ZM109 116H112L114 118V121L108 120ZM125 116H127V117H125ZM150 116H151V119H150ZM33 117H34V119H33ZM145 117H148V118H145ZM29 118H31V121H28ZM247 118H246L247 120L254 121L255 124L253 125L252 129L248 128V130L243 131L242 133L240 132L239 136L241 137L240 138L241 140L245 137L246 139L253 142L254 146L253 145H250V146H251V148L255 149L259 145L258 142H260V141H258V139L262 141V138H264V136H263V134H264V123L260 120L251 119L249 117H247ZM36 122L38 125H36ZM65 122L69 125H67ZM143 123H145V124H143ZM142 125H145V127H143ZM88 126H90V127H88ZM146 128H148V129H146ZM152 131H153V133H152ZM43 132H45V133H43ZM122 132H124V131H122ZM143 132H145V133H143ZM53 133H57V135L53 134ZM58 134H60V135H58ZM145 134L147 135L146 136L147 138H151L154 141V144H156V147H158L159 149L156 147H153V148L151 147L153 144H151L150 139H148L149 141L145 138L143 139V136H145ZM150 134L152 136H150ZM85 135H87L89 137H87ZM198 137H201L200 134L198 135ZM98 139H99L98 136H95L94 142H97ZM159 139L162 142L165 140L163 142V144H165L166 146L162 147V144H160L161 141L159 142ZM143 141H144V143H143ZM156 141H158L159 143ZM9 142H13L12 144L14 145L13 147H11L12 148L11 152L9 149L5 148V145H7V143H9ZM145 142H147V143H145ZM242 142L245 145V142L244 141H242ZM242 142L240 144H242ZM256 142H257V144H256ZM263 143H264V141H262V144ZM147 144H150L151 146L148 147ZM171 144H172V146H171ZM243 144L241 146H243ZM177 145H178V149L175 148ZM78 148H79V150H78ZM154 148H156V151L154 150ZM173 148H174V150H173ZM110 149H111V151H110ZM141 149H144L143 150L144 152L141 151ZM146 149H147V151H145ZM191 150H193V149H191ZM3 152L4 153H8V152L12 153L10 155L11 161L6 160V158H5L6 156H4ZM152 152H156V153H152ZM41 153L44 156H42ZM160 153H162V154H160ZM176 153H178V154H176ZM179 153H181V154H179ZM49 154H52L54 156L45 157ZM90 155H91V161H92V159L98 158V157H93V154H90ZM97 155L99 156V154H96V156ZM164 155H166V156H164ZM106 156H108V157H106ZM117 156L124 157L123 161L120 160L121 164H119L120 163L119 161H116L115 158ZM196 156H198V155L196 153H194V158H196ZM59 158H60V160H59ZM69 158H72L71 159L72 161H68ZM157 158H159V156H157L156 159ZM160 159H158V160H160ZM162 159L166 160L167 158L166 159L162 158ZM208 159L209 158L207 157V160ZM48 161L50 164L48 163ZM56 161L59 164H57ZM117 162H118V164H117ZM157 163H156V167H157L156 171H159V169H161V168L159 167V164L157 165ZM22 164L26 168L30 167L29 162H22ZM84 165H86V164H84ZM53 166H54V168L56 167V169H58V171L53 169ZM70 168L71 169L74 168V170H72L73 172H71ZM67 169L70 172L68 174H67V171H68ZM8 172H10V174ZM53 172H54V174H53ZM25 173H28V174L25 175ZM32 173H34V174H32ZM17 174L18 175L20 174V176L23 178V179L21 178L20 180L25 183L24 184L26 186L25 188L23 187L24 186L23 183L22 182L20 183L19 182L20 180L16 177V176H18ZM65 174H67V175H65ZM69 174L70 175L77 174V175H79V177L76 175L77 178L70 179L72 176L69 177L68 176ZM7 175H11L12 177L11 176L8 177ZM14 175H16L15 177L18 179V181H16L17 180L16 178H13ZM61 175L63 177H59ZM74 175H73V177H76ZM11 178H13L14 180H12ZM62 178L65 180V182H64V180H60ZM74 179H77V180L79 179L81 182L84 183L85 186L84 185L82 186L83 183H81V182H80L81 183L80 186L78 185L77 182H76L77 184H75ZM238 181H240V182H238V185H240L241 187L249 186L250 184L252 185L251 189H254L257 186L259 187V183H257V182H253V184H252L251 181L246 180V179L238 180ZM185 182H187V181H185ZM64 183H66V185ZM8 184H10V185H8ZM188 184H189L188 187L190 189L188 191L186 190V192L190 195L192 200H193V198L197 200L198 197L196 195L201 194V192L208 193L207 189H203L201 187L195 188L197 185L192 183V182H189ZM63 185L66 187H64ZM60 186L62 187V190H61ZM70 186H71V188H70ZM72 186L74 187V189L72 188ZM218 186L220 187L221 185H218ZM5 187H4V189H5ZM86 187H88V189ZM0 188H1L0 189V191H1L3 188L1 186H0ZM69 189H70V191H69ZM104 189H105V191H108V192H104ZM225 189L230 193V195L236 194V191L234 190V188L232 190L230 185L226 186ZM39 191H40V193H38ZM67 191L71 195L73 193H74V195L75 194H77V195H75V196L72 195V197L69 198L68 194H66ZM76 191L79 193L83 192V194H82L83 196L80 197L81 194L76 193ZM86 191H87V193H86ZM50 192H51V194H49ZM35 193L36 194L38 193L41 195L38 196ZM46 193L49 196H47ZM0 195L1 196L5 195V192L1 191ZM53 195L55 196V198ZM40 196H42V197H40ZM45 197H47V198H45ZM86 198L87 199L89 198L90 200L92 199L91 201L88 199L90 201V203L93 202L91 204L92 206L90 205L89 202H86L87 201V200H85ZM120 199L122 200L121 196H120ZM18 200L22 206L19 205V203L17 204ZM22 200H24L26 203L23 202ZM26 200H30V202L26 201ZM12 201L9 200V202H12ZM193 201H195V200H193ZM123 202L127 203L128 200L123 199ZM130 202H132V201H130ZM27 204H29V205H27ZM101 204H102V206H100ZM9 205H11V206H9ZM81 205H83V206H81ZM97 205H99L100 207H98ZM132 205H133V203H132ZM132 205H130V206H132ZM12 206H15V208H16V206H19V207H17V209H14V207H13V209H12V208H10ZM24 206H26V207H24ZM93 206H94V209H92ZM18 208L21 209L22 211L19 210V211H21V212H19ZM22 208H24L25 211H23ZM101 208H104L105 210L101 209ZM143 209H144L143 213H146L145 215H147L146 217H148V218H151V215H153V213H156V212L159 213V209L155 208V207H147V208L144 207ZM17 211H18V213H17ZM31 212H33V213H31ZM96 212H98V213H96ZM100 213H102V214H100ZM110 213H111V216H108V215H110ZM163 213H164V215L170 214L168 212H163ZM98 214H100V215H98ZM113 215H115V216L113 217ZM135 215L136 216L134 217V219L137 218V214H135ZM1 216H2V218L0 217V219L2 221L1 225L5 224V225H3L4 227H8V226L10 227L12 223L8 224L10 222L7 221V218H4L5 216H3V215H1ZM112 217H113V219H112ZM105 218H107L106 219L107 221L105 220ZM108 218H110L111 221H109L110 219H108ZM134 219L130 220L131 223L132 222L135 223ZM13 220H15V219H13ZM4 221H5V223H4ZM219 221H221V219H219ZM6 222H8V223H6ZM109 222L110 223L114 222V223L109 224ZM18 223H16L15 225L19 226V224H20L23 226L22 223H19V224ZM107 224H108V226H106ZM25 225H26V223H25ZM113 225L116 227V229L113 228ZM186 226H188V224ZM107 227H109V228H107ZM140 227L138 226V228H136V230L139 229V236H140V233L145 232V230H149V229H147V227H144V226H140ZM104 228H105V230H104ZM113 229L115 232H113ZM106 231H108V232H106ZM211 233H213L212 235H214L215 231H212ZM9 234L10 233L2 234V235L8 236ZM57 234H55V235H57ZM104 234H108L109 237H104ZM126 234L127 235L128 234L133 235V237H136L135 236L136 233L133 234L132 232H130V233H126ZM137 235H138V233H137ZM66 236H68V237H66ZM110 236H113V237H110ZM212 237H215V236H212ZM210 239H213V238H210ZM177 243H178L177 239L171 240V243L169 242V245L172 247V249L175 252H176ZM10 244H13V246H11ZM202 246H204L203 243L200 244V247H202ZM205 246H209V243L206 244ZM178 250L182 251L181 248H179ZM110 251L115 252V254H112ZM240 252H241V250H240ZM149 254L152 256L151 253H149ZM188 254L191 255V252H189ZM124 255H126V256H124ZM147 255H148V253L145 252V253H141L138 257H142L145 260ZM215 258H217V257L214 256L213 259L216 260ZM182 262H184L183 264H194V261L192 259H187V261L183 259ZM139 264H143V263L140 262ZM162 264H163V261H162Z\"/></svg>", "mask_w": 264, "mask_h": 264}, {"label": "water", "instance_id": "95a60500", "mask_svg": "<svg viewBox=\"0 0 264 264\" xmlns=\"http://www.w3.org/2000/svg\"><path fill=\"white\" fill-rule=\"evenodd\" d=\"M187 51H188V53H190L191 50H190L189 47H188ZM251 70H255V67L253 69H251ZM249 73H250V71L248 72V70H246V72H245V74L247 75L246 76V80H248L249 83L251 82L253 84L252 80L255 83H257V84H260V81L262 83H264L263 82L264 79H262V78L258 79L257 76H256V78H253V77H251V75ZM248 82L246 81V95L243 98L244 101H246L249 96L250 97H252L253 95L254 96H258V94L254 91V88L251 87V85L247 84ZM87 84H89V86L92 87L91 88L92 90L93 89L94 90H100V92L105 97H107L109 100L111 99L110 101L113 102L112 106L116 110V115H117L116 117H119L121 115V111L124 109V107L122 105H125V103H121L122 100H123V96L120 95V93H117L116 96H114L115 94L112 95L110 92H108V90L110 91V88L108 86V79H103V80L102 79H98L96 86H94L91 82H89V83L87 82ZM112 86H114V85H112ZM255 90H257V89H255ZM152 100L153 99L149 100V102L150 103L153 102ZM155 100H157V99L155 98ZM120 103L122 105H119ZM138 112H139L138 109L133 107L132 110L130 109V111L128 112L129 115L126 114L128 116V118H127L128 122H126V125H128V126L127 127L125 126V131H124L125 133L128 130L132 131L133 130L132 127L133 128L135 127L134 125L136 124V122H134L135 121V119H134L135 117L134 116H136ZM127 116H125V117H127ZM118 121H120V122L122 121L120 117L118 118ZM124 132H123V134H124ZM168 132H169V130H165L164 132H157L158 136H156V137H159V138L168 137V135H167ZM182 134L179 131H175L174 133H172L174 138H177L178 136H181ZM177 141H178V139L175 141L176 144H177ZM121 144L123 145V150H122V145H121L120 146V150H122V151L121 152H117L116 151L117 153L124 152V149H125L124 142L121 143ZM251 153L252 154L254 153L253 150L251 151ZM143 161L144 160L142 159V162ZM146 163H147V161H146ZM161 163H162V165H161ZM159 167H163V168L160 171H156V169L153 168L152 170H150V172L148 174H144V173L140 174V172H139V173H137L135 175V173H134L135 171L134 170H137L136 169L137 166L133 165L131 167V165H130V169L127 166L128 169L127 170L124 169L125 171L124 170L121 171L119 173V175H117V177H114V181L117 184V188L120 189L122 191V193H124L125 195L130 196V195L138 194L139 192H141L139 190L140 189V185L139 184H141V183H143L145 181H149L147 184L148 185L150 184V187H151V186H154V184L156 185V183L160 180L161 182L164 183L163 185L166 186V190L175 192V196H176V194H179V192L183 193L182 194L183 197H181L182 200H181L180 197L176 198L175 200H172L171 198L168 197L169 200L166 201V206L170 207L168 209H176L178 207L180 208V207L184 206V207H186V208L183 209L185 214L190 212L191 215H194L195 214L194 210H196V209L194 208V210H193L192 208H190L188 206H185L186 204L184 202L187 199L190 202L189 195L187 196V194H185V193H187L186 190L188 191L190 189L188 187L189 186L188 182L182 184V186H183V187H181L182 191H178L176 189L177 188L176 187V182H177V179L179 180V176L176 177L173 174V170L170 169L166 165V163L164 162V159H162L160 161ZM102 170L105 171V169H102ZM132 171H134V172H132ZM186 171H187V169L184 170V172H186ZM193 172H195V171H193ZM200 173L204 174L205 185L206 184H211L213 187H215L216 191H220L221 190L219 187H216V182L214 181L215 179L213 178L214 175L211 176L208 173V171H206L204 169H201V171H199V174ZM131 176H133V177H131ZM125 177H127L128 179H126ZM157 185H159L160 187L163 186L161 184H157ZM201 194H205V193L201 192ZM246 195L247 194H246L245 190L238 191L235 195H232L233 199L228 205L226 204V202L220 204V201H216V198L218 199V196L214 197L215 201L207 199V198L204 199V201H203V200H201L203 198H199V197L197 198V200H198L197 201L196 199L193 198V200H195L198 203L197 209L198 208L200 209V213H202V215H201L202 219L206 220V222H205V224L203 226V230L204 229L207 230V228L210 226V223L212 222V220H215V219L217 220V219H223L224 218L223 222L216 223L217 227H216L215 231L217 233L219 231H222L221 232L222 235H221V238H220L221 239V243L220 244H221L222 247L220 249V253L217 254L218 257L215 258L216 261L217 260L218 261L223 260L225 262V264H239V261L241 263L245 262L244 264H263L262 263L263 261L260 260L259 255H257L259 258L253 259V258L246 257L243 254L244 253L243 251L246 248L247 249H249V248L252 249L258 244V236H257V231H256L257 228H256V226L255 225L250 226L249 223H246V229L242 228L241 230L239 229L238 226H237V228L234 226V223H235V220H237L236 219L237 217L234 216V214H232V212H233L232 208H236L235 206H237V208H239L238 206H241L240 204H242V202H245V201L249 202V201H252V199L254 200V199L257 198V197H251L250 198L249 196H248V198H246L247 197ZM140 197H143L142 198L143 200L141 202H139L138 205H141V204L146 205L147 201H150V200H148V198L144 194L140 195ZM186 197H188V198H186ZM179 198H180V200H178ZM152 199L156 200L155 197H153ZM191 201H192V199H191ZM216 202L219 203L220 206L219 205L217 206ZM187 207L190 208V210L189 209L187 210ZM227 208H230L229 211H226ZM225 214H227V218H225ZM191 215H189L187 217V219L184 218L181 221H184V223L186 225L188 224V226H190V228L196 229L194 227L195 226L194 220L197 219V218H194ZM207 216H210V217L206 218ZM175 217H176L175 220H177L178 217L177 216H175ZM199 220H200V218L197 219V221H199ZM197 221H196V223H197ZM172 223H174V221H172ZM189 223H191V224H189ZM160 226H162L161 229L166 228V226H164L163 224L160 225ZM188 226H187V228H189ZM226 227H228V228L230 227V229H232V230L227 231L225 229ZM105 228H104V230H105ZM182 230H184V229H182ZM196 230L199 231L200 229L198 228ZM203 230H201V231H203ZM106 232H108V231H106ZM113 232H115V231H113ZM124 235H126L127 237L129 236L131 238L133 237V235H129V234L127 235L126 233ZM171 249H172V247H171ZM240 250H241V252H240ZM173 254L176 255V256L178 255V253L175 252L174 250H173ZM161 259H163V257L162 258L153 257L149 253H148V255H147L145 260L143 258H141V259L131 258V260H133L135 262L138 261L139 263L141 262L143 264H162V260ZM198 259H200V257Z\"/></svg>", "mask_w": 264, "mask_h": 264}]
</instances>
